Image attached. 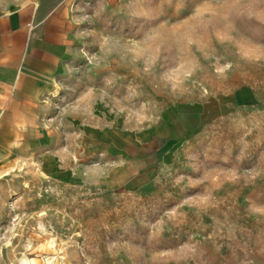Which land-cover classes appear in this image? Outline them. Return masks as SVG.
<instances>
[{
    "label": "rangeland",
    "instance_id": "obj_1",
    "mask_svg": "<svg viewBox=\"0 0 264 264\" xmlns=\"http://www.w3.org/2000/svg\"><path fill=\"white\" fill-rule=\"evenodd\" d=\"M70 6L41 120L0 121V264H264V0Z\"/></svg>",
    "mask_w": 264,
    "mask_h": 264
},
{
    "label": "crops",
    "instance_id": "obj_2",
    "mask_svg": "<svg viewBox=\"0 0 264 264\" xmlns=\"http://www.w3.org/2000/svg\"><path fill=\"white\" fill-rule=\"evenodd\" d=\"M1 2L0 121L8 129L9 121L41 120L53 81L75 55L78 25L69 0ZM135 166L123 178L135 176Z\"/></svg>",
    "mask_w": 264,
    "mask_h": 264
},
{
    "label": "bare ground",
    "instance_id": "obj_3",
    "mask_svg": "<svg viewBox=\"0 0 264 264\" xmlns=\"http://www.w3.org/2000/svg\"><path fill=\"white\" fill-rule=\"evenodd\" d=\"M21 262L24 263V264H27V260L26 259L25 260L24 259L21 260Z\"/></svg>",
    "mask_w": 264,
    "mask_h": 264
},
{
    "label": "built area",
    "instance_id": "obj_4",
    "mask_svg": "<svg viewBox=\"0 0 264 264\" xmlns=\"http://www.w3.org/2000/svg\"><path fill=\"white\" fill-rule=\"evenodd\" d=\"M69 1H70L72 4H74V1H75V0H69Z\"/></svg>",
    "mask_w": 264,
    "mask_h": 264
}]
</instances>
